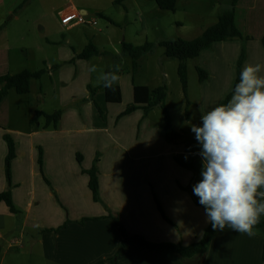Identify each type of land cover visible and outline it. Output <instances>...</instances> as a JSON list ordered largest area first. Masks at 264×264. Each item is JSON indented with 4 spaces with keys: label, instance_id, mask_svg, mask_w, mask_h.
<instances>
[{
    "label": "crops",
    "instance_id": "0c3cea01",
    "mask_svg": "<svg viewBox=\"0 0 264 264\" xmlns=\"http://www.w3.org/2000/svg\"><path fill=\"white\" fill-rule=\"evenodd\" d=\"M241 1L235 4V22L239 29V16H243ZM23 2L0 0L1 26L7 15L13 19L17 17L14 12ZM113 2L122 3V0ZM63 4L73 5L82 18L88 12L104 15L101 5H89L84 0H61L49 9L48 32L60 27L55 17ZM219 5L220 0H175L173 12L186 16L180 11L183 8L195 15V37L216 21ZM204 16L208 17L207 21L203 20ZM105 18L109 25H121V21L110 16L105 15ZM105 27L108 29L107 23ZM254 27L259 29H241L256 35L247 40L241 69L246 64L264 65L263 48L256 41L264 33L263 21L255 18ZM6 28L7 25L1 29ZM105 37L107 40L114 38L108 31ZM70 39L67 38L65 44H70ZM70 45L58 46L55 62L47 59L46 71L39 79H29L26 92L18 93L11 88L0 101V191L6 187L7 145L3 139L6 132L15 142V157L11 161L12 200L23 209L17 222L13 212L0 201V264H24L20 258L23 254L27 257L26 264H264V230L257 229L254 237L228 228L216 231L204 256L181 259L170 249H149L139 243H129L119 249L122 234L110 217L86 219L83 223L75 221L85 216L105 215L110 209L119 214L131 233L142 234L153 242L176 243L185 238V244L199 239L209 223L205 209L195 204L181 187L188 184L192 171L175 162L176 157L184 162L194 160V166L201 173L202 159L198 154L201 146L192 143L190 148L183 138L179 144L168 141L150 119V111L144 116L143 110L136 108L117 117L127 103L133 101L134 84L150 88V79L141 76L144 56L140 57L136 71H133L130 57L123 53L117 59L122 66L108 64L100 73L114 72L119 77L112 86L118 87L120 95L119 101L114 102L107 97L102 83L97 84L99 75L90 71L95 67L94 62H101L111 54L98 50L90 58H79L76 53L83 46ZM240 47L237 39L215 41L197 56L198 66L207 73L200 81L202 111L221 104L224 94L232 89ZM128 60L130 63L126 62ZM14 72L10 67L8 47L2 41L0 75ZM88 84L99 105L107 107L105 120L93 110L96 108ZM57 109H62V113L56 124H47L45 115L37 113H52ZM39 146L42 148V172L37 160ZM97 152L100 201L92 199L88 174L81 171V167L92 165ZM77 153L82 155L80 163ZM200 173L194 184L203 178ZM157 201L174 224L163 217ZM66 220L69 221L62 225ZM56 227L55 231L42 230ZM9 230L19 233L10 235ZM24 233L33 239L28 251L22 250ZM36 245L39 250L33 251ZM114 256L115 263L110 259Z\"/></svg>",
    "mask_w": 264,
    "mask_h": 264
},
{
    "label": "rangeland",
    "instance_id": "374dc122",
    "mask_svg": "<svg viewBox=\"0 0 264 264\" xmlns=\"http://www.w3.org/2000/svg\"><path fill=\"white\" fill-rule=\"evenodd\" d=\"M21 1H24L23 4L20 3L19 5H21V7L14 12L17 17L13 19L11 16L7 15L4 24V26L7 25V28L1 29L4 26H0V42L4 41L8 47L11 69L17 72L24 68L33 70L41 67L46 68L47 59L51 63L55 62L58 46L62 47L63 45L69 46L72 44L73 46L82 47L84 43L87 44L88 42H92L99 51H106L111 54L110 56H114H105L101 62H94L96 69L94 73L100 75V73L107 68L108 64L112 66L123 65L121 64L122 62L118 64L117 60L119 56H123L121 41L131 42L136 45H141L145 41H150L153 43V49L149 53L143 55L141 76L150 79V88L166 84L167 93L164 104L172 117L174 128L182 133V138L184 139L183 141L186 142V146L191 148L190 144H198L195 139V134L191 131L192 124L202 125L200 110H202L201 105L203 103V98L201 99V82L196 70V66L198 65L196 58L186 60L187 97H185L178 75L179 61L167 57L164 53V47L158 44V41L165 39L177 37L186 39L193 38V35H195L193 27L196 24L195 15H192L183 8H180V11L188 17L182 16L180 12L174 13L172 10L159 8L155 0H122V3L113 2V0H84L89 5H93V3L101 5V10L104 15L88 12L83 18L86 21L94 20V23L83 22L73 27L62 26L53 32H48L47 27H49L51 22V20L48 19L50 15L49 9L57 5L61 0H45V4H43V0ZM76 1L82 2L83 0ZM64 5L65 4L62 6ZM223 6L224 3L220 1L218 13ZM241 8L243 9V16H239L240 28L249 31L258 30L259 27H254V19L256 18L258 22L263 21L264 32V0H242ZM105 15L110 16L114 20L121 21V25H109ZM203 20L207 21L208 17L204 16ZM106 23L108 24V29L105 27ZM106 31L114 37L112 40L109 37L108 40L106 39ZM250 35L253 36L255 34ZM255 36L252 39H254ZM67 38H71L68 42L70 44H65ZM256 41L259 42L263 48L264 55V46L261 42V38H258ZM126 62L130 63L129 60ZM88 86H91V84H88ZM116 88L118 87L116 86ZM116 88H106L109 93L108 98L114 102H118L120 96L119 93H116ZM230 90L224 94V97H226ZM137 108L143 110L144 116H147L150 111V119L159 127V131L162 133V108L160 106H155L150 109L147 114H144L142 106H138ZM102 109L104 110L102 120H105L107 117V107H103L102 105ZM93 110L97 114V109ZM180 140L176 141V143H181ZM178 159L181 162L185 161L181 158ZM186 161H189V159ZM175 162L177 165L183 166L177 160H175ZM192 164L193 166L195 165L194 160H192ZM185 168L189 171L191 170L188 167ZM192 175L193 171L190 175L191 178ZM188 184L185 185L184 189L189 193L186 189ZM15 205L19 211L16 213L13 212V214L18 222L23 214V209L19 205ZM171 223L174 224L173 222ZM126 230L129 232L127 228ZM8 233H10V235H18L19 232H11V230H9ZM23 236L24 248H22V250H31L33 239L28 238L27 233H24ZM180 240L181 242L176 243L185 245V241L187 240H185V238H180ZM32 250H39L38 245L33 246ZM20 258L23 263L26 264L27 257L25 254L21 255ZM201 259L204 261V257H201Z\"/></svg>",
    "mask_w": 264,
    "mask_h": 264
},
{
    "label": "clouds",
    "instance_id": "9594fccd",
    "mask_svg": "<svg viewBox=\"0 0 264 264\" xmlns=\"http://www.w3.org/2000/svg\"><path fill=\"white\" fill-rule=\"evenodd\" d=\"M119 68V66H117ZM95 67L90 71H95ZM264 65L246 64L227 103L204 112L191 125L202 159L193 194L213 230L225 228L249 237L264 215ZM119 77L103 73L97 84L111 88Z\"/></svg>",
    "mask_w": 264,
    "mask_h": 264
},
{
    "label": "trees",
    "instance_id": "16d2710c",
    "mask_svg": "<svg viewBox=\"0 0 264 264\" xmlns=\"http://www.w3.org/2000/svg\"><path fill=\"white\" fill-rule=\"evenodd\" d=\"M224 3V6L219 10L217 15V21L209 26H207L199 35L186 39V38H173V39H165L158 41V44L164 47V53L167 57L177 59L178 62V75L181 82L182 90L187 97V67L186 60L197 58L200 51L206 48L211 47L213 42L220 40H229V39H238L241 42L239 56L236 62V77L233 84L232 89L228 92L226 97L223 99V103H227L228 99L231 97L233 88L235 83L239 80V74L241 72L243 61L246 58V41L252 39L253 36L250 34H246L242 32L236 22H235V4L238 0H220ZM157 6L162 9L174 10L175 9V0H155ZM1 26V25H0ZM261 42L264 46V33L261 36ZM122 52L128 55L131 59V65L133 71H136L139 59L142 55L149 53L153 49V43L150 41H145L141 45H136L131 42L122 41L121 42ZM98 53L97 47L92 43L88 42L83 46L80 52L76 53V56L79 58H90L91 56ZM54 68V66H52ZM196 70L198 72L199 80H203L207 77V73L200 66H196ZM46 71L45 67H41L38 69H28L24 68L14 73H5L0 75V101L7 95L9 89L13 88L18 93H24L28 90L29 87V79L31 77H40ZM116 93H119V89L116 88ZM90 97L93 102V105L97 109V112L103 118L104 110L99 105V103L94 98V90H92L91 86H89ZM167 93L166 84L158 85L153 88H149L146 85H133V101L128 103L127 106L118 113L117 117L124 115L126 113L131 112L138 106H142L144 109V114L152 109L155 106H160L163 110V125L161 128L163 136L170 142H176L180 140L183 136L182 133L177 131L172 122V117L167 110L164 99ZM107 97L109 93L106 90ZM188 103V100H187ZM46 117V123L56 124L57 120L61 116L62 109H57L52 113L40 112ZM3 139L7 145V152L4 158V172L6 177V187L2 191H0V201H3L11 212H18V208L12 200L11 189L13 186V182L11 180V161L15 157V142L10 134L3 133ZM42 148L38 147V164L40 171L42 172ZM82 159V155L77 153V161L80 163ZM98 159L99 153L97 152L92 165L89 168L81 167V171L88 174V187L91 191L92 199L95 201H100L99 197V183H98ZM180 164L185 167L190 168L193 171L192 178L190 179L189 184L186 186V189L189 191L192 200L195 204L203 207L199 203V198L193 194V182L194 179L200 173V170L195 168L192 162L184 163L181 162L177 157L175 158ZM181 187L185 188V186ZM157 207L163 217L172 222L167 218L164 214L162 207L157 201ZM204 208V207H203ZM101 217H110L113 219L115 224L117 225L119 231L122 234V240L120 244V248L122 249L129 243H139L144 245L149 249H170L174 251L181 259L191 258L194 256H204L209 249L211 240L216 233L217 230H213L211 223L209 222L206 226L203 234L199 239L189 244H181L174 243L168 241L162 242H153L148 240L142 234L138 233H129L123 223L120 220L119 214L107 209V214L102 216H85L80 219L75 220L78 223H83L86 219H98ZM69 220H66L62 225L66 224ZM61 225V226H62ZM56 228H43L42 230H51L55 231ZM264 230V215L260 218V223L256 226L255 230ZM113 263H115V256L110 258Z\"/></svg>",
    "mask_w": 264,
    "mask_h": 264
},
{
    "label": "built area",
    "instance_id": "2783aa9c",
    "mask_svg": "<svg viewBox=\"0 0 264 264\" xmlns=\"http://www.w3.org/2000/svg\"><path fill=\"white\" fill-rule=\"evenodd\" d=\"M57 26H75L83 22L94 23V20L86 21L81 13L73 5H64L56 12Z\"/></svg>",
    "mask_w": 264,
    "mask_h": 264
}]
</instances>
